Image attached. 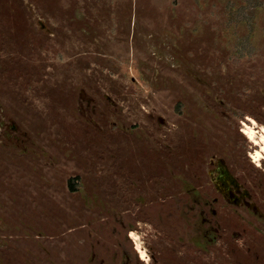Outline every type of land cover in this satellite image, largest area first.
<instances>
[{
	"label": "rangeland",
	"instance_id": "374dc122",
	"mask_svg": "<svg viewBox=\"0 0 264 264\" xmlns=\"http://www.w3.org/2000/svg\"><path fill=\"white\" fill-rule=\"evenodd\" d=\"M251 118L264 0H0V264H264Z\"/></svg>",
	"mask_w": 264,
	"mask_h": 264
},
{
	"label": "bare ground",
	"instance_id": "6f19581e",
	"mask_svg": "<svg viewBox=\"0 0 264 264\" xmlns=\"http://www.w3.org/2000/svg\"><path fill=\"white\" fill-rule=\"evenodd\" d=\"M249 120H251L252 125L245 124L243 131L256 145L260 146V150L253 156L256 162H261V160L264 158V126H259L260 130H257V121L254 118H251ZM260 131L262 132L261 138L257 135H260ZM132 237L138 239V235L135 232L132 233ZM138 251L141 253L142 258L145 259V257L147 256V252L142 248L140 244L138 245Z\"/></svg>",
	"mask_w": 264,
	"mask_h": 264
},
{
	"label": "trees",
	"instance_id": "16d2710c",
	"mask_svg": "<svg viewBox=\"0 0 264 264\" xmlns=\"http://www.w3.org/2000/svg\"><path fill=\"white\" fill-rule=\"evenodd\" d=\"M70 184H71V188H72L73 190H75V185L73 184V182H70Z\"/></svg>",
	"mask_w": 264,
	"mask_h": 264
}]
</instances>
